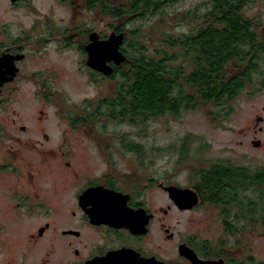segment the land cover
<instances>
[{
    "label": "rangeland",
    "instance_id": "obj_1",
    "mask_svg": "<svg viewBox=\"0 0 264 264\" xmlns=\"http://www.w3.org/2000/svg\"><path fill=\"white\" fill-rule=\"evenodd\" d=\"M67 1L27 0L22 5L12 6L0 0V28L6 29V43L17 37L29 39L24 43L29 54V60L23 65L25 76L12 92L6 91L3 109H0L3 130L0 133V163L7 154H13L19 171L10 175L11 178L22 185L29 184L31 178H35L37 184L43 179L50 185L52 193L49 196L53 198H58L60 184L68 185L71 179L82 177L84 173L96 174L106 166L104 149H101L103 156L96 140L72 127L64 116L76 117L89 101L106 95L111 87L113 92L118 81H107L86 65L87 56L80 46L85 28L109 34L118 20L111 15H103L101 11L92 12L85 8V1L77 0L72 7ZM210 2L179 0L163 9L165 17L163 14L148 15L128 23L127 28L152 35L149 41H144L143 37L140 40L149 51H154L158 43L162 47L161 34L189 32L195 23L184 18L197 9L200 14L206 13ZM244 13L255 20L254 24L260 30L259 37L264 39V0H252ZM156 29L157 34L154 33ZM42 39L45 42L40 41ZM123 49L134 52L130 44L124 45ZM258 55L264 58V51ZM255 63H259V68L235 101L183 109L180 115L166 114L138 124L129 120L99 119V124L95 127L90 125V128L100 132L98 144L101 147L108 145L106 137L112 136V162H116L121 172L129 171L132 161L139 162L125 147L128 143L143 146L145 160L154 162L148 168L158 176L178 183H189L191 170L205 167L209 162L231 160L255 168L263 167L264 59H257ZM39 73L50 80L48 84L52 87V94L48 100L42 97L37 80H34L33 75L39 76ZM40 81L44 79L40 78ZM23 126H26V131ZM101 128L106 133L102 134ZM258 139H262V148L254 145ZM185 150L188 153L184 152L185 159L181 160ZM3 177L9 179L7 173ZM7 199L0 195V225L7 222L11 227L18 217L7 208ZM261 213L260 209L259 229L246 233L245 247H250L249 252L260 260L259 264H264L261 263L264 262V212ZM196 215L198 221L208 217L202 213ZM183 218L184 221L189 220L188 216ZM169 219L175 221L173 217ZM216 233L217 224L203 231L210 238ZM15 250L8 248L6 243H0V264H12L10 260L16 258Z\"/></svg>",
    "mask_w": 264,
    "mask_h": 264
},
{
    "label": "flooded vegetation",
    "instance_id": "obj_2",
    "mask_svg": "<svg viewBox=\"0 0 264 264\" xmlns=\"http://www.w3.org/2000/svg\"><path fill=\"white\" fill-rule=\"evenodd\" d=\"M4 1L12 6L27 2ZM76 1L67 2L72 7L77 4ZM82 1L87 5L84 7L92 12L112 9V0H81V3ZM0 32H3L0 33V58L8 54L22 56L13 60L18 73L10 76V80L0 87V109H3L6 91L12 92L13 87L25 76L23 65L29 60V54L25 51L24 43L29 39L17 37L11 43H6V29L0 28ZM83 32L80 46L87 59L86 46L90 43L91 33L97 32L103 40L112 34V31L103 34L92 28H85ZM40 41L45 42L43 39ZM93 71L107 81H112V74L106 76L95 69ZM33 77L37 80L36 84L42 97L50 99V80L42 73ZM40 78L44 81L41 82ZM111 93L112 87L106 95L93 100V106L84 105L81 110L88 107L89 111H94L102 97L112 98ZM111 107L110 104H105V114L98 118H91L88 113L76 117L64 116L66 120L69 119L72 127L96 140L100 151L104 149L106 166L96 174L84 173L82 177L71 179L68 185L60 184L58 198L49 196L52 189L43 179L37 184L36 179L31 178L29 184L22 185L17 179L11 178L10 175L19 171L13 154H7V158L0 163V195L8 197L7 208L18 217L11 227L7 222L0 225V243H6L8 248L13 250L17 249L14 252L16 258L10 262L259 264L260 260L254 257V253L249 252L251 248L246 249L245 239L247 232L259 229L260 184H255V179L262 166L255 168L231 160L209 162L205 167L199 166L191 170L189 183L185 184L158 176L152 168H148L154 165V162L148 163L145 160L144 147L140 149H144L142 152L127 147L139 162L132 161L129 163L130 170L121 172L117 169L116 162H112V136L106 137L109 140L108 145L101 144V147L98 144L100 132H94L92 127L90 128V125L97 126L100 120L112 121L111 111L108 110ZM102 126L105 127L106 123ZM23 130H27L26 126H23ZM2 131L0 124V133ZM102 131V134L106 133V130ZM258 140L261 145L257 147L262 148V139ZM217 167L230 168L234 173L223 171L224 177L217 178H204L198 174L200 169L211 173ZM244 171L253 177L248 180L247 186L242 177L238 178ZM5 173L10 176L9 179L3 177ZM170 187L192 190L197 194L198 202L187 207L178 205L171 197ZM0 207L2 208V202ZM245 209L256 214V221L252 224L248 222L245 225ZM198 213L208 217L198 221ZM181 216H188L189 220L184 221L185 218L183 220ZM172 217L175 221L169 219ZM213 224H217V233L211 238L205 236L204 228H211Z\"/></svg>",
    "mask_w": 264,
    "mask_h": 264
},
{
    "label": "trees",
    "instance_id": "obj_3",
    "mask_svg": "<svg viewBox=\"0 0 264 264\" xmlns=\"http://www.w3.org/2000/svg\"><path fill=\"white\" fill-rule=\"evenodd\" d=\"M178 1L112 0V9H101L103 15H112L118 20L114 30L126 32L124 45L130 44L134 52L132 54L129 49H123L128 59L120 67L116 66L112 74V80H118L111 93L112 98L102 97L94 111L84 107L78 115L88 113L91 118H98L105 114V104H110L111 119L138 124L166 114L180 115L183 109L203 108L209 103L219 106L235 101L252 79L253 72L259 68L256 60L264 59L258 55L264 51V39L259 37L260 30L254 24L255 20L244 13L252 0H211L206 13L200 14L197 9L183 17L195 23L191 32L161 34L159 40L162 47L158 43L154 51H149L140 39L143 37L144 41H149L153 36L130 30L128 23L148 15L163 14L162 17H165L163 9ZM154 33L157 34L158 29ZM260 38L263 39L261 42ZM94 104L95 101H89L88 106ZM125 147L139 152L144 150H140L143 146L136 143H128ZM184 152L188 153L183 151L181 160L185 159ZM199 171L198 174L204 178L224 177L223 171L233 172L222 167L211 173L202 169ZM240 177L245 186L253 178L245 171L238 175ZM256 183L260 184L263 213L264 167L256 176ZM243 215L245 225L256 221L253 212L245 209Z\"/></svg>",
    "mask_w": 264,
    "mask_h": 264
},
{
    "label": "water",
    "instance_id": "obj_4",
    "mask_svg": "<svg viewBox=\"0 0 264 264\" xmlns=\"http://www.w3.org/2000/svg\"><path fill=\"white\" fill-rule=\"evenodd\" d=\"M125 40L126 32L113 31L106 40L100 39V35L97 32H92L90 43L86 46L88 53L87 65L93 70L95 69L106 76H110L115 72L116 66L120 67L128 59L123 51ZM20 57L22 56L8 54L6 57L0 58V87L10 80V76L18 73L13 60ZM110 62H112V65H110ZM254 145L260 146L261 141H254ZM169 190L171 197L180 206H192L198 202L197 194L190 189L170 187Z\"/></svg>",
    "mask_w": 264,
    "mask_h": 264
}]
</instances>
